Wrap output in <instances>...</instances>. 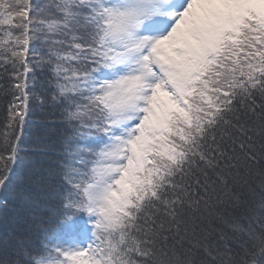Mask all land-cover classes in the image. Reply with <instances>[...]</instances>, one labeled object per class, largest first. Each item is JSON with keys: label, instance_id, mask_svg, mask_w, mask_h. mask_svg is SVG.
<instances>
[{"label": "snow or ice", "instance_id": "6c2138e0", "mask_svg": "<svg viewBox=\"0 0 264 264\" xmlns=\"http://www.w3.org/2000/svg\"><path fill=\"white\" fill-rule=\"evenodd\" d=\"M0 264H264V0H0Z\"/></svg>", "mask_w": 264, "mask_h": 264}, {"label": "trees", "instance_id": "16d2710c", "mask_svg": "<svg viewBox=\"0 0 264 264\" xmlns=\"http://www.w3.org/2000/svg\"><path fill=\"white\" fill-rule=\"evenodd\" d=\"M3 115H4V109H3V106L0 105V124L3 123Z\"/></svg>", "mask_w": 264, "mask_h": 264}]
</instances>
